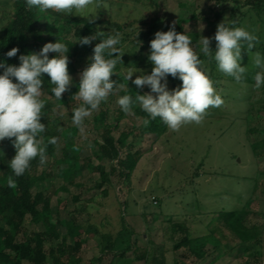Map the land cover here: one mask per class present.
I'll list each match as a JSON object with an SVG mask.
<instances>
[{
    "label": "rangeland",
    "instance_id": "1",
    "mask_svg": "<svg viewBox=\"0 0 264 264\" xmlns=\"http://www.w3.org/2000/svg\"><path fill=\"white\" fill-rule=\"evenodd\" d=\"M143 1L147 7L140 6L139 1L135 0H94L92 5L96 18L103 15L104 20L130 22L123 31H115L104 24L94 27V34L101 32L107 36L121 33L122 44L118 47L124 53L121 62L116 65V73H113L121 79H124L123 74L128 70H140L133 74L132 79L141 74H150L152 64L146 59L148 50L140 49L142 43L139 38L142 32L148 30L147 24L151 18H157L153 34L158 30L166 31L169 25L175 26L181 21L186 32L198 36L197 44L192 43L198 54H201L198 47L201 36L213 37L217 24L223 20L229 23L231 18L230 1L218 4L220 0H153L155 8L148 7V0ZM10 13L11 6L7 0H1L0 20H5ZM239 17L240 12L236 11V23ZM242 27L255 35L248 27V22ZM73 32V27L65 29L66 37L75 42L77 38ZM99 42L97 38L90 45L95 46ZM75 44L79 45L78 42ZM246 48L245 44L241 50V66L247 69L244 77L249 75V70L255 74L259 71L253 63L256 52ZM91 55L86 53L76 56L78 73L71 76L73 84L87 66ZM254 76L253 83L247 84L245 78L231 80L228 75L217 70L211 79L223 104L210 107L200 124L187 123L178 131L167 127L160 137L141 134V117L133 111L125 113L112 135L117 139L122 133L128 134L126 147L121 151L118 163L126 164L129 154L137 160L128 179L114 172L107 185L97 188L99 174L85 170L76 180L78 185L67 186L68 191L62 192L58 189L64 183L58 176L60 166L56 164L60 158L61 144L57 146L56 155L45 161L46 171L52 174L44 183L45 195L50 198V220L56 223L61 236L65 229L60 222L70 219L71 213L76 212L73 218L86 227L80 236L84 243L77 253L83 264H137L138 261L142 264H264V86L255 88ZM175 81L177 86L182 83L176 78ZM167 86L169 90L173 89L168 80ZM126 88V85L117 83L113 92L103 101L108 108V122L119 114V92ZM141 91L146 94L150 89L145 86ZM103 108L100 105L79 127L76 142L83 145L81 158H92V154L97 151V144L102 143L99 131L94 127L93 117ZM68 112V107L57 106L54 109L63 128L74 125L65 119ZM252 144H259L255 152L251 149ZM92 161L94 164L101 163L107 172L112 167L108 159L98 162L92 158ZM249 199V215L244 223L247 227H257L262 231L258 243L241 245L221 226L214 233L220 241L219 245L207 244L200 258L185 246L177 250L173 248L185 233L189 238L210 233L220 212L241 210ZM122 217L125 228L122 226ZM28 221L29 217H26L25 234L42 230L40 225L35 227ZM177 224H182L184 229L173 231L172 228ZM97 231L101 233L97 239L103 235L105 245L108 242L112 248V242L120 232H133L130 251L123 258L119 257L125 245L117 244L114 250H107L98 263L99 248L94 236ZM21 236L24 235H19L17 241L22 240ZM68 242L73 243L71 240ZM49 246L50 243L45 244V250ZM137 252L150 256L136 260L134 257ZM254 252L256 258L252 255Z\"/></svg>",
    "mask_w": 264,
    "mask_h": 264
},
{
    "label": "trees",
    "instance_id": "2",
    "mask_svg": "<svg viewBox=\"0 0 264 264\" xmlns=\"http://www.w3.org/2000/svg\"><path fill=\"white\" fill-rule=\"evenodd\" d=\"M223 1H230L232 4L229 23L235 21V13L239 11L240 17L237 23L235 22V26L242 27V24L248 22V27H250L251 31L255 32V36L257 37L255 47L249 51L264 54V0H220L218 4H221ZM135 2H138L140 6L147 7L143 0H135ZM148 2L150 5L148 7H156L153 0H148ZM7 3L11 6V13L5 20H0V60H3L5 64L18 66V57L21 54L38 52L43 44L56 42L59 38L69 46L67 56L69 59L68 71L70 76L78 73V69L75 66L76 56H82L86 53L92 54L94 46L76 45L66 37V28L73 27V35L78 39L79 37L93 35L94 27L98 24L107 25L115 31H123L130 25V22L104 20L103 15H99L93 22L89 23L86 18L79 15H67L51 9L42 13L36 8L30 9L26 7L25 0H7ZM156 22V17L151 18L147 24L148 30L140 34L139 39L142 43L140 49L142 51L147 49L149 53V41L154 38L152 31ZM174 27L178 33L185 32L190 35L192 43L197 44L198 36L186 32L181 21H178ZM168 29L169 27L166 28V31ZM13 47H17L19 51L16 56L9 58L5 53ZM198 47L200 48V46ZM210 48L213 51L215 50V41L211 42ZM53 55L55 54L49 53V58ZM199 55L203 62V67L207 70L210 77H212L218 70L216 62L211 56L205 57L202 53ZM2 71L0 69V72ZM219 72L224 74L221 71ZM254 74L255 72L249 70V75L243 76L242 79L245 78L247 84H252ZM110 78L118 84L127 86L126 89L119 92L120 96L125 94L133 97L136 94L143 95L141 88H137L131 80L127 82V80L121 79L120 76L114 74ZM229 78L235 80L231 76ZM43 80L44 86L41 99L45 101V108L42 110L41 123L45 124V131L41 134V138L47 145L45 161L47 158L56 155L57 146L61 144L60 158L56 160V164L60 166L58 176L64 184L58 190L67 192V186L78 185L76 180L83 175V171L85 170L99 174L100 182L97 184V188L107 185L110 176L114 172H118L121 178L128 179L135 168L137 160L129 154L125 160L126 164L124 162L123 165L122 163L118 164L120 163V153L126 147L125 142L128 134L122 133L117 139L112 135L118 129L122 116L125 115L121 107L117 117L108 122V108L102 102L101 105L104 108L99 110L93 117L94 127L99 131L102 143L97 144V151L92 154V158L98 162L103 159L110 160L112 167L107 172L101 163L94 164L92 158L80 157L83 145L76 142L79 127L70 125L63 128L60 118L54 114V109L57 106L68 107L70 108V112L65 115V119L68 122H72V111L83 103L76 98L79 78L70 86L67 92L62 94L61 101L57 100L52 94L51 89L54 85L50 82L47 74H43ZM167 80L172 83L173 88L177 87L175 78L168 76ZM13 82H15L14 79ZM132 111L142 119V124L139 127L141 134H152L155 137H160L166 132L167 125L159 117L155 120H150V123L145 126L143 120L147 118V113L142 111L138 104L133 106ZM53 137L56 138L57 142L55 144L47 143ZM258 147L259 144L251 145V149L254 152ZM14 156L15 148L11 139L6 138L0 141V264H22L23 262H27L28 264H83L82 259L77 253L81 244L84 243V240L80 239V236L86 230V227L84 228L82 224L75 221L73 215L76 212H73L70 219L60 222L65 229V233L61 236L59 235L56 223L50 220V198L45 195L44 191V183L52 175L51 172L46 171L45 162L41 164L38 156L31 161L29 168L22 176L14 177L10 167V161ZM10 176L15 180V185L12 187L8 185V178ZM103 193L105 194L106 191H103ZM250 200L245 203L241 210L220 212L217 216V223L213 226L214 228L210 233L195 238H189L187 233H185V236L176 242L173 248L177 250L181 246H185L192 254L200 258L203 256L202 251L207 244H211L212 246L219 245L220 241L214 233L217 230L219 231V227L221 226L230 232L241 245L258 243L262 231L257 227H247L244 223L249 215L247 208ZM26 217H29L28 222L30 225L35 227L40 225L42 230L25 234L24 222ZM124 223L122 217L123 228H125ZM180 228H183L182 224H177L172 229L175 231ZM21 234L24 235L21 236L22 240L17 241V237ZM99 234L101 235L97 231L94 235L99 248L97 262H100L107 250H114L117 244L125 245L119 257L123 258L124 254L130 251V239L134 235L133 232L126 233L125 231V234L120 232L118 237L112 242L113 248L109 246L108 242L105 245L102 239L103 235L97 239ZM68 240L73 241V243L71 244ZM47 243H50V246L45 250V244ZM252 255L256 258L255 252ZM147 256L150 255L147 253L145 255L138 254L137 252L134 259L142 260L146 259ZM147 264H151V262Z\"/></svg>",
    "mask_w": 264,
    "mask_h": 264
},
{
    "label": "clouds",
    "instance_id": "3",
    "mask_svg": "<svg viewBox=\"0 0 264 264\" xmlns=\"http://www.w3.org/2000/svg\"><path fill=\"white\" fill-rule=\"evenodd\" d=\"M93 3L94 0H25V6L30 9L36 8L42 13L51 9L67 15H79L89 23L96 19L92 11ZM100 33L79 37L74 42L86 46L97 38L100 40L93 47L87 66L79 74L76 98L83 103L72 111V122L77 127L83 125L85 119L99 108L117 86V82L110 77L116 73V65L121 62L124 53L118 47L122 44V35L119 32L107 36ZM137 35L138 31L136 38ZM212 40L215 41L214 51L210 48ZM256 40L257 37L245 28L236 27L235 21L226 23L223 20L217 24L213 37L201 36L199 52L205 57L211 56L219 71L240 81L247 70L241 66V50L245 44L246 49L251 50ZM18 51L17 47H13L5 55L10 58L16 56ZM68 52L69 46L58 38L56 42L43 44L38 52L21 54L18 66L0 60V69L3 70L0 72V141L11 139L15 148V156L10 161L14 177L22 176L38 156L41 164L45 162L47 145L41 138L45 131V124L41 123L45 108V101L41 99L43 74L50 78L54 85L51 92L61 101L62 94L73 84L68 71ZM49 53L55 55L49 58ZM147 59L152 64L150 74H141L132 79L133 74L140 71L135 68L123 75L127 82L132 80L137 88L147 86L150 92L136 94L135 97L125 94L117 100L125 113H131L133 106L139 104L142 111L147 113V118L143 120L145 126L159 117L168 128L178 131L187 123L200 124L210 107L223 104L200 55L193 47L192 37L185 32L178 33L173 25H169L167 31H156L149 41ZM253 63L259 69L254 76V87L259 89L264 86V54L256 52ZM168 76L182 83L169 90ZM56 142L53 137L47 143ZM8 185H15L12 176L8 178Z\"/></svg>",
    "mask_w": 264,
    "mask_h": 264
},
{
    "label": "crops",
    "instance_id": "4",
    "mask_svg": "<svg viewBox=\"0 0 264 264\" xmlns=\"http://www.w3.org/2000/svg\"><path fill=\"white\" fill-rule=\"evenodd\" d=\"M24 263V262H23ZM27 263V262H26ZM99 263V262H98ZM136 263V262H135ZM28 264V263H27ZM101 264V263H99ZM137 264H142L140 261L137 262ZM144 264V263H143ZM146 264V263H145Z\"/></svg>",
    "mask_w": 264,
    "mask_h": 264
},
{
    "label": "built area",
    "instance_id": "5",
    "mask_svg": "<svg viewBox=\"0 0 264 264\" xmlns=\"http://www.w3.org/2000/svg\"><path fill=\"white\" fill-rule=\"evenodd\" d=\"M155 203V202H154Z\"/></svg>",
    "mask_w": 264,
    "mask_h": 264
}]
</instances>
